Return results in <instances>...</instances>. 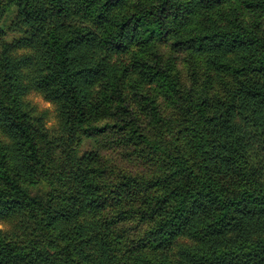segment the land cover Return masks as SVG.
<instances>
[{"label": "trees", "instance_id": "16d2710c", "mask_svg": "<svg viewBox=\"0 0 264 264\" xmlns=\"http://www.w3.org/2000/svg\"><path fill=\"white\" fill-rule=\"evenodd\" d=\"M0 264H264V0H0Z\"/></svg>", "mask_w": 264, "mask_h": 264}, {"label": "rangeland", "instance_id": "374dc122", "mask_svg": "<svg viewBox=\"0 0 264 264\" xmlns=\"http://www.w3.org/2000/svg\"><path fill=\"white\" fill-rule=\"evenodd\" d=\"M30 98L32 99L33 102L37 103L40 108H48L50 111V117L47 122V126L53 125L55 123V115H54V110L52 106L45 102L39 95L37 94H31ZM91 147V143L88 140H83L80 148H79V154H81L84 150L88 149Z\"/></svg>", "mask_w": 264, "mask_h": 264}]
</instances>
